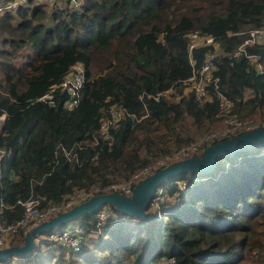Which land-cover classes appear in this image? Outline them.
Returning <instances> with one entry per match:
<instances>
[{
    "label": "trees",
    "instance_id": "16d2710c",
    "mask_svg": "<svg viewBox=\"0 0 264 264\" xmlns=\"http://www.w3.org/2000/svg\"><path fill=\"white\" fill-rule=\"evenodd\" d=\"M48 15L52 23L46 22ZM260 25L264 0H80L77 5L56 0L50 7L28 0L4 8L2 217L20 218L25 210L20 199L32 193L56 202L76 189L125 180L200 134L227 126L219 114L220 94L212 87L203 102L191 90L179 98L146 94L173 85L182 89L207 49H220L219 88L234 101L233 111L263 125L264 43L247 46L261 55L263 70L244 53L230 56L246 35L238 31ZM193 29L215 35L216 43L197 46L191 55ZM77 62L85 65L86 81L75 106H66L70 92L61 86L52 91L53 103L39 98ZM144 100L147 116L124 117L111 128V140L100 136L112 106L141 113ZM64 147L71 149L69 156ZM161 186L164 199L157 208L149 205L147 216L112 205L117 215L99 225L97 209L84 212L77 223L82 246L67 251L45 238L24 259L14 256L5 263L165 264L172 258L173 264H264V141L220 156L210 172L182 171ZM26 234L20 226L5 246L23 245Z\"/></svg>",
    "mask_w": 264,
    "mask_h": 264
},
{
    "label": "built area",
    "instance_id": "2783aa9c",
    "mask_svg": "<svg viewBox=\"0 0 264 264\" xmlns=\"http://www.w3.org/2000/svg\"><path fill=\"white\" fill-rule=\"evenodd\" d=\"M28 0H10L6 3L0 4V12L4 8L14 7L19 3L27 2ZM44 3H53L56 0H37ZM73 4H79L80 0H69ZM238 32H245L246 35L243 41L230 53V56H237L244 53L249 58L257 69L263 70V61L261 55L256 52L248 50L247 46L256 42L264 43V25L257 27H251L246 30H239ZM189 41L188 48L192 55V51L195 47L201 45L215 44V35L210 33H203L197 29H193L188 33ZM1 39V33H0ZM220 49L217 47L214 49H207L204 52L203 62L198 67L193 75L186 79L182 85V89L179 86H170L163 90L154 93H146L148 96H152L156 99H160L163 95L179 98L183 93H187L189 90L196 94L199 101L203 102L209 97L210 88L212 87L217 93L220 94V112L219 114L224 116L228 122L227 126L221 130H213L200 135L198 138L182 145L176 149L173 153H169L157 159L155 162L150 163L139 170L134 171L131 176L125 180L114 181L104 185H95L91 188L76 189L70 195L64 197L60 201H51L47 199L45 194H31L26 199H20V202L25 206L23 215L14 221H8L2 217V209L6 205L3 200H0V247L7 245L11 235L19 229L20 226H25V232L28 233L33 227L37 226L44 220L52 217L53 215L66 210L82 201H85L92 195L109 192L120 191L126 194H132L135 184L144 176L152 173L161 166L170 163L174 159H180L190 155L197 154V151L203 149L204 145L212 143L214 139L220 136H228L239 133L243 130L250 129L259 125L260 121H254L251 119H241L237 113L233 111L234 101L228 97L225 92L219 88V75L216 73L218 67L216 57ZM191 61L194 63V59L191 57ZM86 81L85 65L81 62H77L72 65L66 78L55 87L51 88L50 92L40 96L42 100H47L53 103L54 97L52 91L58 87L67 88L70 92L69 98L66 101V106L71 108L75 106L80 99V92ZM144 93L141 94L143 98ZM144 111L137 113L129 110L125 105L112 106L108 115H106L99 128L100 136L105 140L112 139L111 128L118 125L122 118L130 116L133 121H139L149 113V107L147 102L143 101ZM7 113H0V130L6 126ZM81 146V145H79ZM66 154L69 156L71 149L64 147ZM7 149L4 146H0V160L6 154ZM77 161L79 157L76 158ZM180 187H185L186 182L182 179H175ZM164 188L160 185L156 188L154 195L152 196L150 205L152 208H157L160 201L164 199ZM98 224H102L111 217L117 214L114 211V207L109 203L102 204L98 209ZM48 234L46 239H50L56 243H60L67 247V251L70 248H76L83 245L82 228L78 224L70 226H64L61 228H55L54 230L45 233ZM43 234H38L35 237L36 244L43 242ZM44 256V255H43ZM170 264H173V259H166ZM0 264H5V261H0Z\"/></svg>",
    "mask_w": 264,
    "mask_h": 264
},
{
    "label": "water",
    "instance_id": "95a60500",
    "mask_svg": "<svg viewBox=\"0 0 264 264\" xmlns=\"http://www.w3.org/2000/svg\"><path fill=\"white\" fill-rule=\"evenodd\" d=\"M263 141L264 124L209 143L203 148L202 153L173 160L156 169L135 184L131 195L120 191H109L92 195L85 201L63 210L33 227L26 234L23 245L0 247V261L12 259L14 256L26 257L36 248L35 237L38 234L47 233L49 229L71 219L78 218L84 212L98 210L104 203L114 205L127 214L147 216L149 215L147 208L156 188L172 175L182 171L210 172L214 170L220 156L233 154L237 150L254 146Z\"/></svg>",
    "mask_w": 264,
    "mask_h": 264
},
{
    "label": "rangeland",
    "instance_id": "374dc122",
    "mask_svg": "<svg viewBox=\"0 0 264 264\" xmlns=\"http://www.w3.org/2000/svg\"><path fill=\"white\" fill-rule=\"evenodd\" d=\"M47 5H48V7H50V5H51V3H47ZM46 22L47 23H52V18H51V16L50 15H48L47 16V18H46ZM225 118V117H224ZM226 120V119H225ZM254 121H259V120H254ZM221 129H223V127L222 128H219V129H216V130H221ZM215 131V130H214ZM207 133V132H206ZM202 134H204V133H202ZM202 134H200V135H202ZM199 135V136H200ZM198 136V137H199ZM197 137V138H198ZM174 160H176V159H174ZM79 221V218H75V219H71V220H69V221H67L66 222V226H70V225H73V224H77V223H79L78 222ZM57 228H61V226L59 225V226H56ZM43 236H44V238H46L47 236H48V234H45V233H43ZM45 257V259H46V256H44ZM15 260L13 261V263L14 262H17L18 260H17V258H14ZM20 260L21 261H23V259L22 258H20ZM164 263L165 264H170L169 262H168V260H164ZM6 264V263H5ZM23 264H32V263H30V261L28 262V263H23Z\"/></svg>",
    "mask_w": 264,
    "mask_h": 264
},
{
    "label": "crops",
    "instance_id": "0c3cea01",
    "mask_svg": "<svg viewBox=\"0 0 264 264\" xmlns=\"http://www.w3.org/2000/svg\"><path fill=\"white\" fill-rule=\"evenodd\" d=\"M5 247V246H4ZM21 257V256H20ZM23 259L25 258V257H22Z\"/></svg>",
    "mask_w": 264,
    "mask_h": 264
}]
</instances>
